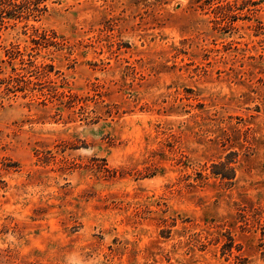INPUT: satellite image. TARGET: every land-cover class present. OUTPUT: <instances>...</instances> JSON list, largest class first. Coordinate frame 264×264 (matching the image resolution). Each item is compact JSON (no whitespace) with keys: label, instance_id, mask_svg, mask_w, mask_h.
I'll return each mask as SVG.
<instances>
[{"label":"rangeland","instance_id":"rangeland-1","mask_svg":"<svg viewBox=\"0 0 264 264\" xmlns=\"http://www.w3.org/2000/svg\"><path fill=\"white\" fill-rule=\"evenodd\" d=\"M46 4L0 24V264H264V0Z\"/></svg>","mask_w":264,"mask_h":264},{"label":"trees","instance_id":"trees-1","mask_svg":"<svg viewBox=\"0 0 264 264\" xmlns=\"http://www.w3.org/2000/svg\"><path fill=\"white\" fill-rule=\"evenodd\" d=\"M223 6L217 5L216 9H222ZM41 10H47V4L46 0H0V24H3L6 20V17H20L22 15V12H27L29 15L33 14L35 11H41ZM36 33H38L39 38L33 39L35 44H40L41 38H44L47 40L46 37L47 32L44 30L42 33H39L38 29H35ZM53 34H56L53 31ZM46 43V42H45ZM9 56L12 58L20 57L23 61L24 58V52H21L19 47H17V50L9 51ZM29 64L33 65L34 62L31 60V58L28 59ZM18 166L17 161H10V162H4L2 165V168L6 170H10L12 168H15ZM213 174L216 176L221 177L222 179H228L232 180L235 176V167L231 165V160L227 161H221L217 163H213Z\"/></svg>","mask_w":264,"mask_h":264}]
</instances>
